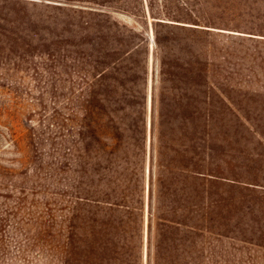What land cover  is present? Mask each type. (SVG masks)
Masks as SVG:
<instances>
[{"label":"trees","instance_id":"obj_1","mask_svg":"<svg viewBox=\"0 0 264 264\" xmlns=\"http://www.w3.org/2000/svg\"><path fill=\"white\" fill-rule=\"evenodd\" d=\"M112 3L116 0H0V51L24 55L33 44L22 36L35 34L47 20L58 21L54 29L76 33L78 39L93 36L87 50L76 51L80 56L70 60L87 67L82 78L86 90L82 97L73 98L72 114L61 124L69 138L65 140L67 165L57 171V175H66L62 179L66 190L59 194L69 204L61 230L65 232L60 249L65 264H142L148 47L142 37L113 21L114 10L120 8ZM156 23L153 42L160 51L161 87L160 94L152 97L156 112L150 138L148 264H205L210 236H225L214 232V188L254 193L264 200V180L214 174L208 60L196 42L197 52L189 60L169 54L157 27L177 28L194 36H207L206 32L194 23ZM70 25L88 33L82 36ZM63 43L58 40L54 45ZM167 82L183 85L169 88V94L163 96L161 90ZM36 170L37 181L40 166ZM11 176L0 169V180L9 181ZM36 181L33 185L22 179L15 212H8L9 216L20 219L27 209V187L33 196ZM2 197L14 199L11 193ZM46 209V220L44 216L30 220L22 245L47 255L53 252L56 221ZM8 222V216H0V245ZM232 222L239 226L229 219L227 227Z\"/></svg>","mask_w":264,"mask_h":264},{"label":"rangeland","instance_id":"obj_2","mask_svg":"<svg viewBox=\"0 0 264 264\" xmlns=\"http://www.w3.org/2000/svg\"><path fill=\"white\" fill-rule=\"evenodd\" d=\"M111 6L120 8L114 10L113 21L137 34L136 37H142L148 47L142 207V264H148L150 138L156 112L152 108V97L160 94L161 87L160 51L153 42L154 25L165 20L177 26L194 23L205 30L207 36H194L177 28L157 27L165 37L164 46L169 54L189 60L197 52L196 42L202 46L201 51L208 60V83L212 89L211 128L215 134L214 174L220 178L262 182L264 0H116ZM47 21L46 26L35 30V34L22 36L33 44L24 55L21 51H0V169L12 174L9 181L0 180V216L6 215L9 220L2 235L0 264H27L24 258L29 264H65L60 251L65 232L61 230L69 214V204L67 197L59 194L66 190L62 181L66 175H57V171L67 165L69 146L65 142L68 133L63 131L61 124L72 114L73 98L82 97L86 90L83 79L87 67H79L77 62L74 65L70 60L80 56L76 51L87 50L89 37L93 36L86 37L88 31H78L70 25L72 31L84 36L78 39L76 33L71 35L54 29L58 21ZM167 32L171 35H166ZM58 40L66 43L54 45ZM135 41L139 39L134 38ZM174 84L165 83L161 94L166 96L169 88L179 89L183 85L179 83L175 87ZM38 166L41 171L37 182ZM59 176L61 182L57 184ZM24 178L33 181V185L36 181L38 186L33 196L27 187V209L17 219L8 212H15L17 190ZM9 193L13 200L2 197ZM213 201L214 232L225 236H210L205 264H264V247L257 245L264 244V200L254 193H232L219 187L214 188ZM45 202L48 205L45 206ZM46 207L56 221L53 252L48 256L22 245L31 227L30 220H38L40 216L46 220ZM229 219L239 226L234 227L232 222L227 227Z\"/></svg>","mask_w":264,"mask_h":264}]
</instances>
